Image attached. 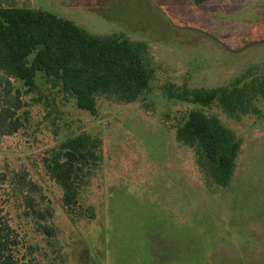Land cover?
<instances>
[{"label":"rangeland","instance_id":"374dc122","mask_svg":"<svg viewBox=\"0 0 264 264\" xmlns=\"http://www.w3.org/2000/svg\"><path fill=\"white\" fill-rule=\"evenodd\" d=\"M48 11L97 37L148 46L149 88L133 103L98 96L78 109L37 74L35 88L0 87L21 127L0 132V211L36 264H264V0H0ZM238 82L237 85H235ZM246 88V114L170 98L176 88ZM6 88H11L7 95ZM190 111L217 118L240 142L234 177L219 187L176 139ZM101 142L84 212L69 216L45 160L67 139ZM49 207L45 236L25 206ZM42 203V206H41ZM36 209V208H35ZM33 263V264H34Z\"/></svg>","mask_w":264,"mask_h":264},{"label":"trees","instance_id":"16d2710c","mask_svg":"<svg viewBox=\"0 0 264 264\" xmlns=\"http://www.w3.org/2000/svg\"><path fill=\"white\" fill-rule=\"evenodd\" d=\"M208 1L193 0L197 6ZM38 73L47 84L72 97L78 109L90 114L95 111L96 97L101 95L124 103L136 102L148 90L153 75L148 46L143 41L124 36L97 37L48 11L0 8V87L10 86V79H14L34 89ZM5 89L9 95L11 88ZM243 91L246 88L236 86L176 88L167 94L201 107L217 103L226 114L234 115L239 109L240 114L248 112L243 107ZM16 101L6 106L0 93L1 133L14 134L21 127L13 112L19 109L17 97ZM176 139L194 150L198 167L214 184H230L240 142L217 118L190 111L176 130ZM100 147V140L81 134L53 149L45 160L46 172L61 189L62 205L71 218L84 216L81 197L100 163ZM25 206L36 217L40 231L54 237L55 230L48 224L49 207L40 209L31 197L25 199ZM20 247L18 235L0 211V264H33L31 253L18 257Z\"/></svg>","mask_w":264,"mask_h":264},{"label":"water","instance_id":"95a60500","mask_svg":"<svg viewBox=\"0 0 264 264\" xmlns=\"http://www.w3.org/2000/svg\"><path fill=\"white\" fill-rule=\"evenodd\" d=\"M263 42H264V40H263V41H259V42H257L256 44L263 43Z\"/></svg>","mask_w":264,"mask_h":264}]
</instances>
